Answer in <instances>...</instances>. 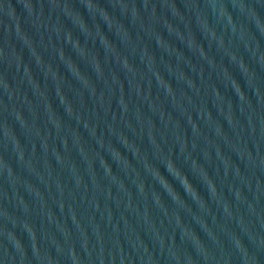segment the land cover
I'll list each match as a JSON object with an SVG mask.
<instances>
[{"label": "water", "instance_id": "95a60500", "mask_svg": "<svg viewBox=\"0 0 264 264\" xmlns=\"http://www.w3.org/2000/svg\"><path fill=\"white\" fill-rule=\"evenodd\" d=\"M0 264H264V0H0Z\"/></svg>", "mask_w": 264, "mask_h": 264}]
</instances>
